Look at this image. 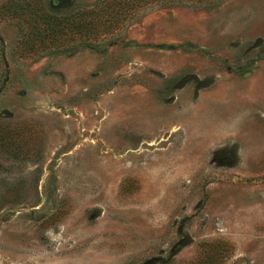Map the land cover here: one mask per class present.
<instances>
[{"label": "rangeland", "instance_id": "rangeland-1", "mask_svg": "<svg viewBox=\"0 0 264 264\" xmlns=\"http://www.w3.org/2000/svg\"><path fill=\"white\" fill-rule=\"evenodd\" d=\"M0 264H264V0H0Z\"/></svg>", "mask_w": 264, "mask_h": 264}, {"label": "trees", "instance_id": "trees-1", "mask_svg": "<svg viewBox=\"0 0 264 264\" xmlns=\"http://www.w3.org/2000/svg\"><path fill=\"white\" fill-rule=\"evenodd\" d=\"M121 14H122V12H120ZM115 14H117V13H115Z\"/></svg>", "mask_w": 264, "mask_h": 264}]
</instances>
